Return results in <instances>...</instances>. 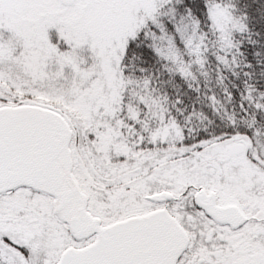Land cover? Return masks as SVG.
Masks as SVG:
<instances>
[{
	"label": "snow or ice",
	"instance_id": "obj_1",
	"mask_svg": "<svg viewBox=\"0 0 264 264\" xmlns=\"http://www.w3.org/2000/svg\"><path fill=\"white\" fill-rule=\"evenodd\" d=\"M0 264H264V0H0Z\"/></svg>",
	"mask_w": 264,
	"mask_h": 264
}]
</instances>
